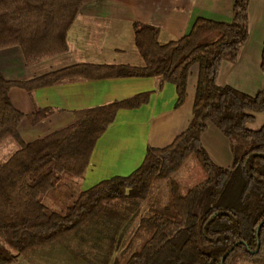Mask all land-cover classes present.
Listing matches in <instances>:
<instances>
[{
  "label": "trees",
  "instance_id": "trees-1",
  "mask_svg": "<svg viewBox=\"0 0 264 264\" xmlns=\"http://www.w3.org/2000/svg\"><path fill=\"white\" fill-rule=\"evenodd\" d=\"M90 1L0 0V50L20 46L29 66L65 53L68 30ZM249 2L234 0L230 22L200 17L187 35L166 44L158 40L159 28L136 22L143 66L80 63L29 80L8 79L0 72V147L7 140L16 145L7 159L0 160V264H13L31 251L66 239L109 202L145 200L157 181L168 185L165 203L143 215L130 245L116 255L114 264H235L238 256H262L264 126L254 130L248 123L255 113L264 112V89L253 96L217 84L221 63L237 61L248 41ZM196 64L192 118L171 144L150 147L142 164L127 176L73 192L59 210L44 203L66 176L80 179L86 174L98 140L119 110L141 107L151 92L75 111L66 126L26 142L19 130L26 114L10 99L13 87L33 90L68 78L160 77V87L165 82L176 86L180 107ZM51 113L37 109L28 117L35 123ZM209 123L230 140L231 167L214 163L203 147L201 137ZM190 156L205 179L184 189L174 174ZM143 233L145 240L133 247Z\"/></svg>",
  "mask_w": 264,
  "mask_h": 264
},
{
  "label": "crops",
  "instance_id": "crops-1",
  "mask_svg": "<svg viewBox=\"0 0 264 264\" xmlns=\"http://www.w3.org/2000/svg\"><path fill=\"white\" fill-rule=\"evenodd\" d=\"M233 5L234 0H92L70 26L65 53L29 66L20 46L4 48L0 50V72L8 79L29 80L80 63L143 66L135 41L136 22L159 28L158 40L166 44L187 35L200 17L230 22ZM248 15V41L237 61L221 63L217 84L254 96L264 89V0H250ZM198 73L199 67L192 66L187 98L180 107H176V86L165 82L160 87V77L68 78L33 90L13 87L10 99L26 114L19 130L30 142L69 124L75 111L151 92L141 107L119 110L98 140L79 182L86 190L105 179L131 174L150 147H165L187 129ZM37 109H51L52 113L34 123L28 115ZM263 126L264 112L255 113L254 121L248 123L254 130ZM201 142L214 163L226 168L233 165L231 142L213 123L202 134Z\"/></svg>",
  "mask_w": 264,
  "mask_h": 264
},
{
  "label": "rangeland",
  "instance_id": "rangeland-1",
  "mask_svg": "<svg viewBox=\"0 0 264 264\" xmlns=\"http://www.w3.org/2000/svg\"><path fill=\"white\" fill-rule=\"evenodd\" d=\"M195 66L199 67V64ZM15 149L16 145L12 141L4 142L0 147V160L7 159ZM174 176L184 189L205 179L193 156ZM79 182L80 179L66 176L57 188L44 197V203L52 210H59L69 201L70 194L84 189ZM167 192L166 181H157L145 200L129 197L109 202L99 215L66 239L44 249L31 251L13 264H114L116 255L130 245L143 215L152 206L165 203ZM145 238V233L135 238L133 247ZM235 264H264V252L258 257L238 256Z\"/></svg>",
  "mask_w": 264,
  "mask_h": 264
}]
</instances>
